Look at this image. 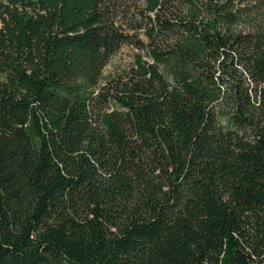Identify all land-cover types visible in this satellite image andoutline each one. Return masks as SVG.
Returning a JSON list of instances; mask_svg holds the SVG:
<instances>
[{"label": "trees", "instance_id": "obj_1", "mask_svg": "<svg viewBox=\"0 0 264 264\" xmlns=\"http://www.w3.org/2000/svg\"><path fill=\"white\" fill-rule=\"evenodd\" d=\"M0 76V264H264V0H0Z\"/></svg>", "mask_w": 264, "mask_h": 264}, {"label": "rangeland", "instance_id": "obj_2", "mask_svg": "<svg viewBox=\"0 0 264 264\" xmlns=\"http://www.w3.org/2000/svg\"><path fill=\"white\" fill-rule=\"evenodd\" d=\"M136 53H138V51L131 47L123 48L113 58L111 64L107 67L105 74L109 76H115L127 71L134 64ZM0 80H2V76H0Z\"/></svg>", "mask_w": 264, "mask_h": 264}]
</instances>
